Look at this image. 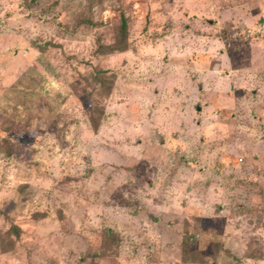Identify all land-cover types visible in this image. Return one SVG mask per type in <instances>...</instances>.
Returning a JSON list of instances; mask_svg holds the SVG:
<instances>
[{
	"label": "rangeland",
	"instance_id": "374dc122",
	"mask_svg": "<svg viewBox=\"0 0 264 264\" xmlns=\"http://www.w3.org/2000/svg\"><path fill=\"white\" fill-rule=\"evenodd\" d=\"M0 264H264V0H0Z\"/></svg>",
	"mask_w": 264,
	"mask_h": 264
},
{
	"label": "trees",
	"instance_id": "16d2710c",
	"mask_svg": "<svg viewBox=\"0 0 264 264\" xmlns=\"http://www.w3.org/2000/svg\"><path fill=\"white\" fill-rule=\"evenodd\" d=\"M9 156V155H8Z\"/></svg>",
	"mask_w": 264,
	"mask_h": 264
}]
</instances>
